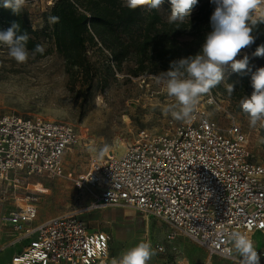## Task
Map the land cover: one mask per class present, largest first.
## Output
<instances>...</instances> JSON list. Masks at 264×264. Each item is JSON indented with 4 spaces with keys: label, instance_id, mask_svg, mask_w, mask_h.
I'll list each match as a JSON object with an SVG mask.
<instances>
[{
    "label": "built area",
    "instance_id": "2783aa9c",
    "mask_svg": "<svg viewBox=\"0 0 264 264\" xmlns=\"http://www.w3.org/2000/svg\"><path fill=\"white\" fill-rule=\"evenodd\" d=\"M79 144L80 135L70 124L0 113V186L12 193L3 221L18 236L13 246L27 241L11 264L109 260L108 234L91 230L76 212L36 221L37 195L44 192H17L20 179L29 176L72 181L89 195L90 210L126 205L166 223L206 251L202 264H212L215 257L241 261L229 233L241 231L251 240L253 233H264V165L251 161L234 123L223 131L196 109L192 119L171 120L158 133L139 131L121 153L86 149L88 166L74 175L64 169L63 157ZM174 239L169 232L165 245L153 249L163 253ZM254 248L264 259V248Z\"/></svg>",
    "mask_w": 264,
    "mask_h": 264
},
{
    "label": "rangeland",
    "instance_id": "374dc122",
    "mask_svg": "<svg viewBox=\"0 0 264 264\" xmlns=\"http://www.w3.org/2000/svg\"><path fill=\"white\" fill-rule=\"evenodd\" d=\"M49 0H29L24 5L31 16V26L39 31L49 22L45 20L51 7ZM124 3V0H121ZM170 12L162 13L164 19ZM168 20V19H167ZM39 41L48 55L37 58L29 53L24 63L9 57L8 49L0 46V113H12L22 117H39L46 121L70 124L80 135V144L73 147L64 157L66 168L74 175L84 172L88 166L87 150L106 154L121 153L139 131L160 132L167 122L179 121L167 111L175 103L168 97L158 74H134L132 62L123 64L120 70L110 62L109 53L87 45L85 60L90 65L93 81L88 87L87 79L80 72L70 77L64 71V60L55 51L51 41L39 35ZM248 55L249 62L257 69L264 67V58L255 60L247 51L237 59ZM234 71L227 68L225 74ZM225 79V78H224ZM222 81L220 85L224 86ZM237 96L220 91L217 86L200 97L196 109L206 115L223 131L231 123L240 128L246 139L251 161L264 165V127L258 123L251 127L242 113ZM87 149V150H86ZM106 149V150H105ZM39 184L42 188H39ZM20 194L33 193L34 188L44 193L37 195L36 221H42L68 212L77 216L91 229L102 231L110 237L109 260L118 257L139 242L165 245V235L175 233L171 245L163 253H157L149 264H202L206 251L174 231L166 223L139 213L132 207L116 205L99 210L88 209L91 199L77 189L72 181L47 177L29 176L20 179ZM11 191L0 186V264H11L20 245H12L18 236L6 226L3 217L11 206ZM254 209L249 208L248 212ZM255 244L264 246V233L253 236ZM11 243V244H10ZM258 246V245H257ZM264 248V247H262ZM212 264H241L215 257ZM260 264L264 259L260 258Z\"/></svg>",
    "mask_w": 264,
    "mask_h": 264
},
{
    "label": "trees",
    "instance_id": "16d2710c",
    "mask_svg": "<svg viewBox=\"0 0 264 264\" xmlns=\"http://www.w3.org/2000/svg\"><path fill=\"white\" fill-rule=\"evenodd\" d=\"M215 5L210 0H199L189 20L169 24L162 13L170 12V4L165 0L159 9L140 7L130 10L121 0H55L45 16L49 22L39 31L31 26V16L23 6L19 14L3 7L0 0V30H7L13 22L20 25V33H28L27 49L32 54L41 45L39 35L51 41L55 51L64 60V71L70 77L80 72L87 79L88 87L93 81L90 65L85 60L87 45L106 50L110 62L117 70L123 64L132 62L134 74H158L166 72L170 63L197 54L205 36L211 31L210 17ZM52 17H57L56 22ZM255 43L242 51L253 53L264 45V24L258 25ZM42 46V45H41ZM49 51L36 53L43 58ZM257 67L248 63L245 70L233 72L224 79V86L217 88L227 92V83L235 85L233 95L242 99L253 91L251 77Z\"/></svg>",
    "mask_w": 264,
    "mask_h": 264
},
{
    "label": "clouds",
    "instance_id": "9594fccd",
    "mask_svg": "<svg viewBox=\"0 0 264 264\" xmlns=\"http://www.w3.org/2000/svg\"><path fill=\"white\" fill-rule=\"evenodd\" d=\"M165 0H124V6L130 10L140 7L159 9ZM170 13L168 23H183L189 20L199 0H168ZM215 5L210 17L211 31L205 36L200 51L187 58L172 61L166 72L157 77L168 97L175 103L167 109L172 117L179 121L193 118L200 97L210 93L211 89L224 81L227 68L234 72L245 70L249 63L248 55L237 59L242 50L255 43L254 34L258 25L264 24V0H210ZM26 0H3V7L19 14ZM259 9V11H258ZM53 22L57 17L51 18ZM28 33H20V25L13 22L7 30H0V46L8 49V55L17 63L29 58ZM41 45L32 52L43 53ZM264 57V45L253 53ZM252 93L239 101V106L249 120L251 127L258 123L264 127V67L257 69L251 77ZM235 85L227 83V92L231 95ZM106 150V149H105ZM102 154V153H101ZM232 249L241 257V264H260V257L252 240L246 233L233 231L228 234ZM150 242L142 241L113 257L110 264H149L155 255Z\"/></svg>",
    "mask_w": 264,
    "mask_h": 264
},
{
    "label": "crops",
    "instance_id": "0c3cea01",
    "mask_svg": "<svg viewBox=\"0 0 264 264\" xmlns=\"http://www.w3.org/2000/svg\"><path fill=\"white\" fill-rule=\"evenodd\" d=\"M70 152V151H69ZM69 152H67V153H69ZM67 153H65V155L67 154ZM65 155H64V157H65ZM64 157H63V166H64V169L66 170V171H69L67 168H66V165H65V162H64ZM256 233H262V232H255V233H253V235H252V240H253V244H254V246L257 248V249H261L262 247H264V246H259V244H255V242H254V239H253V236H254V234H256ZM18 239V237L15 239V240H13L11 243H13V242H15L16 240ZM10 243V244H11ZM27 244V241H20V242H18L16 245H20V251L23 249V247L25 246ZM258 245V246H257ZM19 251V252H20ZM230 261V260H229ZM231 262H234V261H231ZM235 263H238V262H235Z\"/></svg>",
    "mask_w": 264,
    "mask_h": 264
}]
</instances>
